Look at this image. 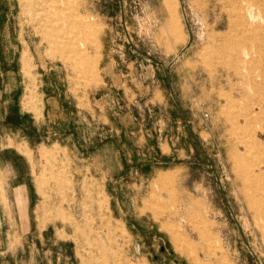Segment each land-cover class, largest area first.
<instances>
[{"label": "rangeland", "instance_id": "1", "mask_svg": "<svg viewBox=\"0 0 264 264\" xmlns=\"http://www.w3.org/2000/svg\"><path fill=\"white\" fill-rule=\"evenodd\" d=\"M171 1L0 0V138L67 264H264V0Z\"/></svg>", "mask_w": 264, "mask_h": 264}, {"label": "crops", "instance_id": "2", "mask_svg": "<svg viewBox=\"0 0 264 264\" xmlns=\"http://www.w3.org/2000/svg\"><path fill=\"white\" fill-rule=\"evenodd\" d=\"M4 32L6 36L0 43V52L8 62L17 49L9 41L7 28ZM15 144L16 140L0 138V264H60L61 256L67 264L68 251L60 248L65 243L59 244L56 235L47 234L46 229L41 232L38 229L40 221L35 214L37 189L32 184V164ZM20 163L24 165L23 169L19 168ZM14 233L21 242L16 249L10 248ZM45 242H52L50 247L54 250H46ZM52 251L55 255L48 257ZM44 257L48 259L44 260Z\"/></svg>", "mask_w": 264, "mask_h": 264}, {"label": "bare ground", "instance_id": "3", "mask_svg": "<svg viewBox=\"0 0 264 264\" xmlns=\"http://www.w3.org/2000/svg\"><path fill=\"white\" fill-rule=\"evenodd\" d=\"M175 1V0H174ZM174 1H171L170 3H172V2H174ZM175 3V2H174ZM226 3V2H225ZM175 4H177V1H176V3ZM170 5H173V4H170ZM224 6V5H223ZM173 7V6H172ZM174 7H176V6H174ZM173 9V8H172ZM177 10V9H176ZM174 11V10H173ZM172 11V13H174ZM176 14H179V13H177V12H175ZM174 19L176 18V16L175 17H173ZM172 21V20H171ZM86 23V22H85ZM172 23H173V21H172ZM175 23V22H174ZM171 29H172V27H171ZM91 30V29H90ZM93 31V30H92ZM176 31H178V30H176ZM254 32V31H253ZM94 33H95V31H94ZM97 33V32H96ZM177 33V32H176ZM254 35H252V37H253ZM250 58V57H249ZM256 192V191H255ZM262 209V208H261Z\"/></svg>", "mask_w": 264, "mask_h": 264}]
</instances>
